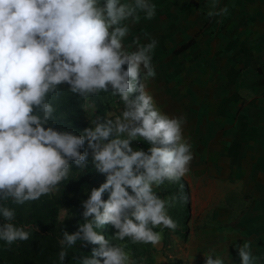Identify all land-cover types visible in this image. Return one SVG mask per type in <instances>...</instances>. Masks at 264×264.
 <instances>
[{
	"label": "clouds",
	"instance_id": "obj_1",
	"mask_svg": "<svg viewBox=\"0 0 264 264\" xmlns=\"http://www.w3.org/2000/svg\"><path fill=\"white\" fill-rule=\"evenodd\" d=\"M211 7H218L215 0ZM228 11L225 6L207 16ZM156 13L151 0H0V241L9 249L38 230L17 225L9 204L24 206L58 192L73 166L83 173L89 155L105 181L82 201L78 230L69 234L63 227L60 264L78 242L98 248L91 257L74 256L75 264H137L127 244L114 241L157 247L163 232L155 229L176 230L169 210L178 198H161L157 189L186 176L192 145L184 136L185 118L162 113L148 91L158 41L144 31L142 43L132 32ZM65 91L84 101L85 114L102 94L122 107L94 113L79 134L59 129L55 102ZM134 142L150 147L134 149ZM109 225L115 232L106 238L102 230ZM236 251L240 264H264L251 241ZM204 257L206 264H225L220 256Z\"/></svg>",
	"mask_w": 264,
	"mask_h": 264
},
{
	"label": "crops",
	"instance_id": "obj_2",
	"mask_svg": "<svg viewBox=\"0 0 264 264\" xmlns=\"http://www.w3.org/2000/svg\"><path fill=\"white\" fill-rule=\"evenodd\" d=\"M151 2L156 17L138 26L162 32L168 48L193 41L176 54L183 87L171 100L194 160L208 162L195 173L208 181L204 207L215 208L211 220L198 219L207 226L183 238L174 264H206L205 254L240 264L244 241L264 261V0H215L216 9L213 0ZM225 6L226 15L207 16Z\"/></svg>",
	"mask_w": 264,
	"mask_h": 264
},
{
	"label": "trees",
	"instance_id": "obj_3",
	"mask_svg": "<svg viewBox=\"0 0 264 264\" xmlns=\"http://www.w3.org/2000/svg\"><path fill=\"white\" fill-rule=\"evenodd\" d=\"M193 41L178 48L175 54L187 50ZM106 94L100 97H94L93 102L96 107L97 115H105L107 105H103V98ZM84 103L79 97L73 96L70 93H65L59 101L55 102L56 118L61 120L57 127L59 129L68 128L75 129L77 134L81 133L85 128L89 127L87 115L83 112L80 105ZM87 150V145H85ZM92 174L95 175L92 179ZM105 181V177L96 172L91 163V155H89V163L86 169L80 173L70 174L69 179L61 183L58 193L55 192L50 196H44L39 201L25 204L24 206H16L9 204L10 207L16 209L17 225H31L38 228L32 232L30 240L25 242H17L10 249L3 241H0V264H60L58 253L61 250L60 239H62L63 227L69 234H73L78 230L80 223H83L82 201L88 199L90 190L93 187L98 188ZM183 185V188H181ZM177 193H188V186L184 180H180L175 186ZM61 192L62 194H60ZM157 193L161 196L160 191ZM179 197V195H178ZM104 199H107L105 194ZM189 200V199H188ZM67 210V212L62 211ZM186 218L191 215L190 206L186 208ZM0 223H3L0 219ZM158 231V229H155ZM115 230L109 225L102 230V234L106 238H111ZM189 231L181 232V237L186 238ZM118 243V241H114ZM127 251L130 252L132 259L137 264H154L152 257L153 249L151 245L138 246L131 241L127 243ZM98 248L95 245L82 247L78 242L73 248H68L63 264H75L73 257H91L92 249ZM174 264V263H169Z\"/></svg>",
	"mask_w": 264,
	"mask_h": 264
},
{
	"label": "rangeland",
	"instance_id": "obj_4",
	"mask_svg": "<svg viewBox=\"0 0 264 264\" xmlns=\"http://www.w3.org/2000/svg\"><path fill=\"white\" fill-rule=\"evenodd\" d=\"M138 28V29H137ZM148 32L151 34L152 38H155L158 41V46L155 50L154 60L153 63L156 67V77L153 80H150L148 83V91L150 94L153 95L154 102L156 107L162 111V113L169 115L170 117H178V109L177 105L173 104L171 99L176 100V95L178 93V89L183 87L182 79H180L179 72V61L178 57L175 54L177 48H168L164 45L163 33L160 31H151L148 30V26H133L132 32L133 35H140L141 42L146 43L147 41L143 38L142 32ZM132 37L128 38V43L131 42ZM175 95V97H173ZM107 105L106 111L107 112H114L118 113L121 109L122 105H120L118 98H114L111 96H105L103 98V105ZM97 109L94 106L93 109L89 111L87 115L88 119L94 118V113H96ZM185 136V135H184ZM186 138V137H185ZM192 145V144H191ZM134 149H143L147 151L150 147L147 143L144 142H134L133 143ZM89 163V158H88ZM207 161H196L193 159L190 170L186 174V176L182 177L181 180H184L188 186L187 194L177 193L175 186L177 183H165L160 189L161 198L167 197H177L178 199L174 202L173 206L169 210V214L173 218V220L177 223V228L175 231L170 229H160L157 228L158 231L163 232V239L159 246L152 247L153 250L152 257L154 259V264H169L175 263L177 259V255L179 253L178 247L184 248L187 243L186 240H183V237L178 238L177 229L180 227V231L184 232L186 230L191 231L192 229L197 230L202 226H207L206 224H201L198 219L201 217H205L207 215V219H212V213L215 208L207 209L205 206V201L203 200V195L205 188L202 186L204 184H208V181L205 177L195 173V170L201 169L200 167H206ZM86 169V168H85ZM84 169V170H85ZM83 170V171H84ZM81 171L75 166H73V173H80ZM92 179L95 177L94 174L91 175ZM58 193V192H57ZM62 194L61 192H59ZM64 195V194H62ZM179 195V197H178ZM189 199V200H188ZM203 200V202H202ZM203 204V205H202ZM190 206L191 215L189 218H186V208ZM207 212V214H205ZM204 213V215H202ZM202 215V216H201ZM198 216V218H196ZM199 223V224H197ZM214 228L216 229H223L222 224H213ZM128 240L125 242L118 243H127ZM138 246H143L142 244H138Z\"/></svg>",
	"mask_w": 264,
	"mask_h": 264
},
{
	"label": "built area",
	"instance_id": "obj_5",
	"mask_svg": "<svg viewBox=\"0 0 264 264\" xmlns=\"http://www.w3.org/2000/svg\"><path fill=\"white\" fill-rule=\"evenodd\" d=\"M262 69L264 70V64H263V66H262Z\"/></svg>",
	"mask_w": 264,
	"mask_h": 264
}]
</instances>
